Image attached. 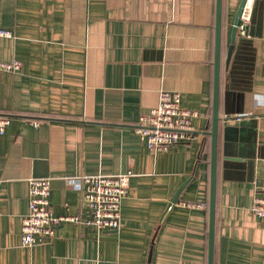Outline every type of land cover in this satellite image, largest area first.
<instances>
[{"label":"crops","instance_id":"1","mask_svg":"<svg viewBox=\"0 0 264 264\" xmlns=\"http://www.w3.org/2000/svg\"><path fill=\"white\" fill-rule=\"evenodd\" d=\"M239 2L223 0L214 264H227L224 243L227 259L264 264V217L250 211L264 181V0L250 20L253 74L232 80ZM215 16L216 0H0V27L13 33L0 35V59L23 63L0 69L11 118L0 134V264H208ZM163 88L198 115L193 138L154 153L135 126ZM238 143L245 167L226 166ZM98 172L124 174L119 229L62 222L50 241L21 243L29 177H51L55 214H82L81 176Z\"/></svg>","mask_w":264,"mask_h":264},{"label":"built area","instance_id":"2","mask_svg":"<svg viewBox=\"0 0 264 264\" xmlns=\"http://www.w3.org/2000/svg\"><path fill=\"white\" fill-rule=\"evenodd\" d=\"M253 1L250 4L248 0L242 12L239 24L241 33H244V26L251 20ZM12 34L11 29L0 27L1 36ZM22 66L18 58L0 59L1 70L18 72ZM197 115V109L182 105L179 91L163 88L160 89L157 105L140 114L135 130L152 152L167 151L173 144L194 137L192 119ZM10 120L8 114L0 113V134L6 131ZM123 176L120 173L102 172L83 174L82 214H55L50 199L51 177H29L28 210L23 216L21 243L33 245L50 241L57 225L62 222L88 225L99 234L104 229H119L122 224L121 205L128 193L122 181ZM181 204L188 208L207 207L203 201L185 200ZM250 211L255 216L264 217V181L255 185Z\"/></svg>","mask_w":264,"mask_h":264},{"label":"water","instance_id":"3","mask_svg":"<svg viewBox=\"0 0 264 264\" xmlns=\"http://www.w3.org/2000/svg\"><path fill=\"white\" fill-rule=\"evenodd\" d=\"M248 0H240L237 7L230 33V42L227 49L226 64L232 80L238 77L251 79L253 74V49H252V29L250 22L244 26V33L240 32L239 24L241 15ZM253 15L251 16L252 19ZM222 32H223V0H216L215 16V59H214V92H213V114L212 125L209 133L211 134V160H210V195H209V253L208 264H214L215 256V227H216V195H217V175H218V134H219V99L221 83V65H222ZM233 62V63H232ZM241 64V65H240ZM246 86L250 80H243ZM247 88V87H246ZM229 151L225 157V165H235L236 167H245L247 162L246 151L242 144ZM244 157L246 159H244ZM250 163V161H249ZM188 179L184 181L177 189L172 202L169 206L175 204L182 188L186 185ZM222 261L227 264H238L226 258V243L223 245Z\"/></svg>","mask_w":264,"mask_h":264},{"label":"bare ground","instance_id":"4","mask_svg":"<svg viewBox=\"0 0 264 264\" xmlns=\"http://www.w3.org/2000/svg\"><path fill=\"white\" fill-rule=\"evenodd\" d=\"M250 1V4L252 3V0H249Z\"/></svg>","mask_w":264,"mask_h":264}]
</instances>
